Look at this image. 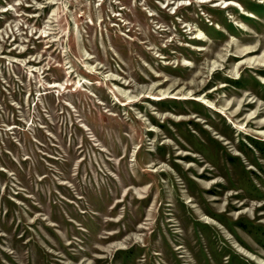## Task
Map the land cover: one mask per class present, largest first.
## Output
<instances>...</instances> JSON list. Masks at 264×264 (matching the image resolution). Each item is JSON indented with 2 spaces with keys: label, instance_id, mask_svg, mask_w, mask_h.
I'll list each match as a JSON object with an SVG mask.
<instances>
[{
  "label": "rangeland",
  "instance_id": "374dc122",
  "mask_svg": "<svg viewBox=\"0 0 264 264\" xmlns=\"http://www.w3.org/2000/svg\"><path fill=\"white\" fill-rule=\"evenodd\" d=\"M0 264H264V0H0Z\"/></svg>",
  "mask_w": 264,
  "mask_h": 264
}]
</instances>
